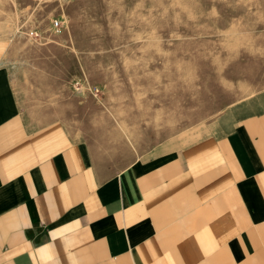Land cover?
<instances>
[{
	"label": "crops",
	"instance_id": "0c3cea01",
	"mask_svg": "<svg viewBox=\"0 0 264 264\" xmlns=\"http://www.w3.org/2000/svg\"><path fill=\"white\" fill-rule=\"evenodd\" d=\"M0 32V264H264V99L110 162L28 113Z\"/></svg>",
	"mask_w": 264,
	"mask_h": 264
},
{
	"label": "rangeland",
	"instance_id": "374dc122",
	"mask_svg": "<svg viewBox=\"0 0 264 264\" xmlns=\"http://www.w3.org/2000/svg\"><path fill=\"white\" fill-rule=\"evenodd\" d=\"M0 32L25 110L110 162L264 99V0H0Z\"/></svg>",
	"mask_w": 264,
	"mask_h": 264
},
{
	"label": "built area",
	"instance_id": "2783aa9c",
	"mask_svg": "<svg viewBox=\"0 0 264 264\" xmlns=\"http://www.w3.org/2000/svg\"><path fill=\"white\" fill-rule=\"evenodd\" d=\"M55 24H58V21H56Z\"/></svg>",
	"mask_w": 264,
	"mask_h": 264
}]
</instances>
